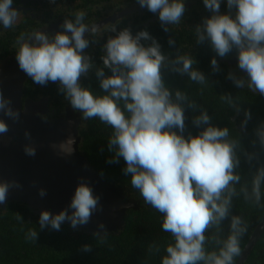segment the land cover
<instances>
[{
    "label": "clouds",
    "instance_id": "9594fccd",
    "mask_svg": "<svg viewBox=\"0 0 264 264\" xmlns=\"http://www.w3.org/2000/svg\"><path fill=\"white\" fill-rule=\"evenodd\" d=\"M202 2L211 15L195 27L197 44L207 42L220 58L235 49L238 68L247 73V78L231 71L227 78L238 89L247 86L264 95V0ZM137 3L158 15L165 32H169V25L180 24L186 11V0H137ZM222 3L228 12L221 13ZM13 4L14 0H0V28L10 29L16 24L19 11ZM84 19L85 13L79 11L74 20L65 19L62 31L54 35L41 30L28 36L21 34L15 52L20 69L34 83H57L59 91L74 110L82 113L83 119L98 117L111 126L113 134L108 144L110 152L115 150L113 160L125 161L124 172L131 177L132 187L163 215L162 229L174 237V242L166 246L161 264H234V258L241 253L240 237L247 230L242 218L231 216L230 232L220 241L218 251H206L205 231L229 218L232 197L236 195L234 185L240 181L235 174L239 166L238 143L229 138L227 127L213 124L203 109L193 119L200 131L185 136V107L196 105L182 91L166 86L162 70L186 75L200 84L207 77L193 68L197 61L190 56L177 55L171 59L147 30L133 34L129 28L111 29L115 35L104 44L103 67L96 68L84 50L91 43L86 33L94 34L97 28H89ZM174 43L169 39L170 45ZM216 56L210 61L214 71L219 70ZM105 69L110 74L106 75ZM93 70L103 95H94L90 87L80 82L81 76ZM223 98L235 107L230 94ZM9 103L0 93V111L15 119L18 113ZM244 116L242 126L251 118V112L244 110ZM7 131L8 125L0 119V134ZM256 136L264 146V123L257 127ZM24 150L35 155L33 146L26 145ZM262 182L264 167L257 170L252 182V196L257 204ZM10 186L9 182H0V204H4ZM242 191L248 197L247 189ZM40 195H45L44 189ZM98 201L91 187L82 182L71 199V214L66 209L57 214L43 210L39 226L59 231L66 220L72 228L85 225ZM18 218L23 219L20 215ZM99 228L103 230L104 225ZM27 238L36 241L38 232L29 230ZM83 250L91 251V246L85 244Z\"/></svg>",
    "mask_w": 264,
    "mask_h": 264
},
{
    "label": "flooded vegetation",
    "instance_id": "af4514ba",
    "mask_svg": "<svg viewBox=\"0 0 264 264\" xmlns=\"http://www.w3.org/2000/svg\"><path fill=\"white\" fill-rule=\"evenodd\" d=\"M13 7L19 11L16 24L10 29L0 28V93L10 102L9 107L18 113V117L14 119L0 111V119H3L8 125V131L0 134V151L3 148L4 140L12 141L6 150L5 157L0 159V182L15 183L20 180L21 176H25L28 159L25 156L23 140L28 138L31 121L55 123L64 118L67 109L72 107L59 91L57 83L51 81L46 85L34 83L32 78L20 69L15 58L18 48L17 38L21 34L28 36L33 31L39 30L54 35L56 32L62 31L65 19L74 20L75 13L79 11L85 13L84 23L89 28L92 26L97 28L94 34L86 33L91 43L84 50L85 54L92 58L96 68L103 67L104 44L110 36L115 35L111 31L112 28L115 27L117 31L129 28L133 34L140 30H147L160 43L164 54L171 59L177 55H188L197 61L193 64V68L202 71L207 80L203 84L192 81L190 83L192 88L196 85L203 86V90L220 94L222 100L220 106L225 108L230 107L231 104L223 98L224 95L235 94L237 101L234 102L235 107L232 105L235 109H233L230 120L236 124L239 131L245 132L251 119H248L247 124L242 126L241 122L245 119L244 110L252 112L254 101H261L264 106V95L252 91L247 86L238 89L227 78L230 71L247 78V73L238 68L235 49L226 57L220 58L216 56L207 42L197 44L195 27L202 22L204 17L211 15L202 0H186V11L181 23L169 25V32L164 31L158 15L149 12L146 7L142 8L137 0H54V2L53 0H14ZM220 11L221 13L229 11L225 3L221 4ZM169 39H173L175 43L170 45ZM214 56L218 61V71H214L210 63ZM105 73L106 75L110 74V70L105 69ZM187 77L183 75V78ZM80 82L83 86L90 87L94 95H99L103 91L94 70L87 76H81ZM237 108L240 109L239 113H237ZM76 113L79 114L82 121L81 135L89 119H83L82 113L79 111ZM80 137L83 140V136ZM80 145L82 146V143ZM121 188L126 190L127 198L131 197L136 201H141L140 209L146 208L144 199L134 197L125 186H121ZM10 194L9 189L4 204H0V218L17 217L19 213L13 211L22 210L21 215L27 219L28 223L37 222L39 224L40 211L21 199L11 198ZM3 224L0 222V225ZM84 231L87 232L86 230L79 232Z\"/></svg>",
    "mask_w": 264,
    "mask_h": 264
},
{
    "label": "trees",
    "instance_id": "16d2710c",
    "mask_svg": "<svg viewBox=\"0 0 264 264\" xmlns=\"http://www.w3.org/2000/svg\"><path fill=\"white\" fill-rule=\"evenodd\" d=\"M162 74L167 87L182 91L196 105L195 108L185 107V136L198 134L200 129L193 119L203 109L208 112L213 124L227 127L229 138L238 143L236 155L239 166L235 174L240 176V181L234 185L236 195L232 197L229 218L220 225L209 226L205 231V249L208 252L218 251L220 241L230 232L231 216H239L247 228L240 237L241 253L234 258V264H240L245 247L264 217V182L260 185V203H255L252 196L253 178L257 170L264 167V146L260 145L256 136L257 127L264 123L263 102L254 101L250 122L246 131L241 132L230 120L235 108L232 105L227 108L220 106V94L203 90V86L192 88V80L169 69H163ZM103 94L104 91L99 93ZM229 94L233 102L237 101L234 93ZM112 134L111 126L98 117L89 119L81 132L80 151L102 178L117 186H125L134 197L143 199L139 191L132 187L131 177L124 172L125 161L122 158L113 160L115 150L110 152L108 144ZM242 189H247L248 197ZM13 212L19 213L17 217L0 218V222L4 223L0 225V264H161L166 246L174 242L171 233L162 229L163 215L147 203L146 208L128 212L123 230L104 236L75 231L65 224L59 231L50 227L41 229L37 222L28 223L21 215L22 210ZM19 215L23 219L18 218ZM29 230L38 232L36 241L27 238ZM85 244L91 246V251L83 250ZM241 264H264V234Z\"/></svg>",
    "mask_w": 264,
    "mask_h": 264
},
{
    "label": "water",
    "instance_id": "95a60500",
    "mask_svg": "<svg viewBox=\"0 0 264 264\" xmlns=\"http://www.w3.org/2000/svg\"><path fill=\"white\" fill-rule=\"evenodd\" d=\"M81 122L79 114L72 107L67 109L64 118L55 123L31 121L28 138L23 142L24 149L26 145L35 148V155L25 152L28 159L25 176H21L15 183H10V197L29 203L40 213L48 210L57 214L66 209L71 214V199L76 187L83 182L91 187L93 195L98 196L99 201L89 222L74 229L86 230L90 234H103V231H106V234L118 233L125 227L128 212L140 210L141 201L127 198L125 189L106 181L93 170L80 151ZM11 142H2L0 159L5 157ZM41 189L45 190L43 196L40 195ZM63 224L70 226L67 220ZM100 224L104 225L103 230L99 228ZM263 234L264 217L245 247L240 264L251 254Z\"/></svg>",
    "mask_w": 264,
    "mask_h": 264
}]
</instances>
